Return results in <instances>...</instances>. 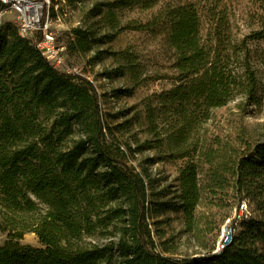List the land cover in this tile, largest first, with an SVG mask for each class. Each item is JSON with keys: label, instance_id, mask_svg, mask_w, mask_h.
Masks as SVG:
<instances>
[{"label": "trees", "instance_id": "obj_1", "mask_svg": "<svg viewBox=\"0 0 264 264\" xmlns=\"http://www.w3.org/2000/svg\"><path fill=\"white\" fill-rule=\"evenodd\" d=\"M135 9L149 16L122 26ZM251 16L257 26L239 36L230 0L93 3L65 50L121 82L111 95L130 104L113 113L91 80L0 18V264H264V137L244 122L262 100L251 40L264 42V13ZM123 27L139 37L116 48ZM147 41L161 49L151 72ZM155 163L173 168L168 184L150 174ZM241 201L246 215L213 252ZM173 216L191 252L179 250ZM26 232L40 245L22 244Z\"/></svg>", "mask_w": 264, "mask_h": 264}, {"label": "rangeland", "instance_id": "obj_2", "mask_svg": "<svg viewBox=\"0 0 264 264\" xmlns=\"http://www.w3.org/2000/svg\"><path fill=\"white\" fill-rule=\"evenodd\" d=\"M103 0H79L78 3H75L76 8L69 4L67 0H48V11L47 21L50 24L51 29L54 31L58 45L63 47V65L61 69H68L70 72H76L84 77L91 80L96 87V90L99 94V98L101 101L102 109L105 113L107 112H116L121 108H126L129 106L130 102L125 99H117L111 95V90L113 88L119 87L121 82L118 80H107L104 78H100L97 74L100 71V68L103 66L102 64H96L94 66H90L87 63V56L85 55H69L66 50V40L68 35L66 34L68 30L74 26L82 24L83 20L86 19V12L90 8V6L95 2H100ZM232 3V9L236 13L237 23L240 22V30L238 31V35L245 34L248 32V26L252 28L256 27L257 24L254 22L253 17L254 14H263L264 13V0H230ZM53 10L54 15L51 16V11ZM149 15L147 12H140L139 10H124L120 15V20L122 26L129 21L139 20L144 21ZM3 19L16 20V15L13 11L5 10L2 15ZM258 18V17H257ZM136 34L133 31L123 27V30L117 35L116 39L112 43L114 47L121 48L128 44L129 42L137 39ZM139 44H145L149 47L145 48L140 45V49L143 52L141 55V62H144L145 68L147 72H151L153 62H160L161 58L158 55L157 51L161 49L159 47H151L152 44L148 41ZM251 47L254 51V64L258 70V78H259V93L261 95V104L260 105H251L248 107L247 114L245 115L244 122L247 124L248 131L255 135L256 137H264V42L263 41H254L251 40ZM146 53H150V57L157 55L154 61L149 59ZM105 66L109 65V61L106 60L104 62ZM160 83H165V81L159 80L155 83H150L147 87H142L138 90L137 99H140L146 93H149L151 90H157L160 87ZM240 96L235 99L236 101H241ZM151 153L146 151L141 155H137L138 159H142L145 156H149ZM136 164L135 161H133ZM139 168V167H138ZM147 168L150 174L157 179L156 183L159 186H163L170 182L174 170L172 167H166L161 163H155L147 165ZM243 204L245 207H243ZM247 212V203L245 201H241L239 208H233L231 216H236L238 212L241 213V216H245ZM172 232L174 234L175 240L179 243V250L182 252L189 251L191 252L194 249L193 244H191L188 239L182 237V235L178 232L181 228V222L179 219H176L175 216L172 217ZM225 222V221H224ZM221 234L224 233L225 236L229 234L227 227H224V223L220 228ZM5 234L0 232V243L4 240ZM220 237V236H219ZM96 241H103V239L94 237ZM22 244L39 246V239L34 232H26L24 233L22 239L20 240Z\"/></svg>", "mask_w": 264, "mask_h": 264}, {"label": "built area", "instance_id": "obj_3", "mask_svg": "<svg viewBox=\"0 0 264 264\" xmlns=\"http://www.w3.org/2000/svg\"><path fill=\"white\" fill-rule=\"evenodd\" d=\"M4 7L0 9V18L5 10L13 11L16 15L18 33L35 42L41 54L54 66L61 69L63 59V47L58 45L54 31L51 29L46 18L48 11V0H0ZM47 7V8H46ZM67 70L68 69H63ZM243 207L244 204H243ZM246 212V210H245ZM243 216L238 212L236 216L225 219L224 227H227L229 234H219L213 252L221 250L227 245L232 237V225L237 224Z\"/></svg>", "mask_w": 264, "mask_h": 264}]
</instances>
